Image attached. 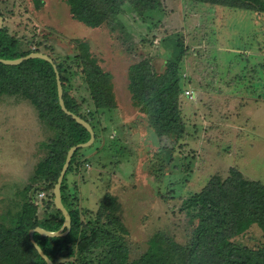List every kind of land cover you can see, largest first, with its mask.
<instances>
[{
  "label": "rangeland",
  "instance_id": "374dc122",
  "mask_svg": "<svg viewBox=\"0 0 264 264\" xmlns=\"http://www.w3.org/2000/svg\"><path fill=\"white\" fill-rule=\"evenodd\" d=\"M117 21L92 28L73 19L65 0H0L4 26L23 48L64 59L77 39L87 40L105 70L114 75L118 107L96 110L84 77L73 79V93L85 112H95L99 139L84 147L68 175L70 200L94 214L108 192L122 204L130 234V257H139L158 231L186 243L195 224L183 208L214 175L232 167L264 183V13L211 3L163 0V12L144 19L129 3ZM185 46L181 70L182 115L187 131L175 150L137 114L128 89L131 64L150 59L163 72ZM186 91H190L187 94ZM58 131L40 119L31 99L0 96V214L18 209L28 195L46 206L54 190L43 188L38 164ZM55 189V188H54ZM55 200V196H54ZM257 249L264 231L254 224L233 238Z\"/></svg>",
  "mask_w": 264,
  "mask_h": 264
},
{
  "label": "trees",
  "instance_id": "16d2710c",
  "mask_svg": "<svg viewBox=\"0 0 264 264\" xmlns=\"http://www.w3.org/2000/svg\"><path fill=\"white\" fill-rule=\"evenodd\" d=\"M42 9L45 0H32ZM73 19L92 28L117 21L131 8L146 19L155 20L163 12V0H65ZM211 3L264 13V0H185ZM0 12H4L0 7ZM75 52L54 62L35 57L17 65L0 61V96L22 95L36 105L40 119L58 131L49 141L50 151L38 164L43 188L54 190L69 149L90 139V131L67 114L61 106L57 71L60 74L67 107L89 121L95 129V112H85L73 93V79L82 75L96 103V110L118 107L114 75L105 70L91 51L87 40L77 39ZM21 40L11 34L7 26L0 30V57L15 59L43 50L40 46L23 48ZM177 57L158 71L150 59L130 65L128 89L137 114H143L158 137H168L172 145L163 149L175 150L187 131L182 115L183 93L181 70L185 46L178 43ZM45 53V52H44ZM47 54V53H46ZM95 141V143H96ZM93 143V145H95ZM91 145L90 147H92ZM88 148V147H86ZM84 147L78 148L62 183V198L72 217L70 232L64 236H45L36 231L34 237L56 264H264V246L254 249L237 243L234 237L245 233L254 224L264 231V183L249 179L232 167L227 177L214 175L203 189L185 200L183 208L195 224L192 237L180 243L164 231L156 232L147 249L131 259L128 235L130 231L122 217V204L108 192L98 210L83 213L74 199L70 200L68 175L80 161ZM29 190V189H28ZM18 203V209L0 214V264H48L35 247L30 230L42 226L60 229L65 221L57 208L54 191L43 209L28 195Z\"/></svg>",
  "mask_w": 264,
  "mask_h": 264
},
{
  "label": "water",
  "instance_id": "95a60500",
  "mask_svg": "<svg viewBox=\"0 0 264 264\" xmlns=\"http://www.w3.org/2000/svg\"><path fill=\"white\" fill-rule=\"evenodd\" d=\"M3 26H4V16L0 12V30L2 29ZM35 57L44 58V59L49 60L50 62H54L53 58L51 56H49L46 53L40 52V51H34V52H31V53H29L23 57H19V58H15V59H6V58L0 57V61L3 63H6V64H10V65H17V64L22 63L26 59L35 58ZM56 71H57V78H58V90H59V96H60V103H61L62 109L67 114L71 115L74 119H76L77 122L84 125L90 131L91 137L88 141L74 145L69 149L66 162L62 168V171H61L60 176L58 178V182H57L55 189H54L55 204H56L57 208L60 209L65 216V221H64L63 226L60 229L55 230V231L48 230L42 226H37V227L32 228L30 230L31 239H32L35 247L37 248V250L39 251L41 256L47 261L48 264H56V263L45 253L43 248L36 241V239L34 237V233L36 231H38L45 236L55 237V236H64L70 232L71 227H72V217H71L70 211L68 210V208L64 204V201L62 198V183H63L64 176H65V174L69 168V165L71 163V160L73 158L75 151L78 148L90 146L95 141V138H96L95 129L92 126V124L89 121H87L85 118H83L82 116L72 112L67 107L65 99H64V89H63L62 80H61L60 74L58 72V69H56Z\"/></svg>",
  "mask_w": 264,
  "mask_h": 264
},
{
  "label": "built area",
  "instance_id": "2783aa9c",
  "mask_svg": "<svg viewBox=\"0 0 264 264\" xmlns=\"http://www.w3.org/2000/svg\"><path fill=\"white\" fill-rule=\"evenodd\" d=\"M187 92V94H190L191 92L190 91H186Z\"/></svg>",
  "mask_w": 264,
  "mask_h": 264
}]
</instances>
